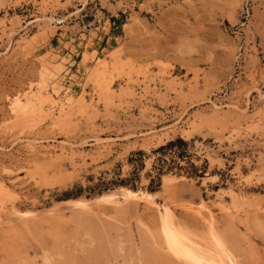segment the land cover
I'll use <instances>...</instances> for the list:
<instances>
[{
	"label": "rangeland",
	"instance_id": "374dc122",
	"mask_svg": "<svg viewBox=\"0 0 264 264\" xmlns=\"http://www.w3.org/2000/svg\"><path fill=\"white\" fill-rule=\"evenodd\" d=\"M0 264H264V0H0Z\"/></svg>",
	"mask_w": 264,
	"mask_h": 264
},
{
	"label": "trees",
	"instance_id": "16d2710c",
	"mask_svg": "<svg viewBox=\"0 0 264 264\" xmlns=\"http://www.w3.org/2000/svg\"><path fill=\"white\" fill-rule=\"evenodd\" d=\"M113 20L115 21L116 19L115 18H113ZM178 141H180V142H182V143H184V144H186V141H184L182 138H179V139H176V140H171V141H169V143L168 144H166V145H162L161 147H160V149H167V148H169V147H172L173 145H175ZM185 153H186V151H180L179 153H178V155L180 156V157H184L185 156ZM134 155L135 154H139V155H142V151H137V152H134L133 153ZM131 161L132 160H135V159H130ZM142 159H138V160H136V162H137V165L135 166V171L133 172V177L132 178H127V179H121L120 181H103L102 183H101V187H100V189H99V191H104V190H108V189H110L113 185H131V187H133V188H136L137 187V185L135 184V182H136V179H138L139 178V176H138V169L140 168V167H138V166H141V161ZM194 174H197V173H194ZM158 178H160V177H158ZM131 182V183H130ZM155 182V180L153 179L152 180V184ZM155 188L153 187L152 188V190H154Z\"/></svg>",
	"mask_w": 264,
	"mask_h": 264
},
{
	"label": "bare ground",
	"instance_id": "6f19581e",
	"mask_svg": "<svg viewBox=\"0 0 264 264\" xmlns=\"http://www.w3.org/2000/svg\"><path fill=\"white\" fill-rule=\"evenodd\" d=\"M28 103H31V100H30V102H28ZM29 105V104H28ZM28 105H25V106H23V105H21V104H18V111H20V112H27V110H29L31 107H29ZM31 106V105H30ZM34 106V105H33ZM36 108V106H34V111L36 110L35 109ZM32 109V108H31ZM30 109V110H31ZM115 197H116V194L115 193H111V194H108V195H106V196H103L102 197V199H104L105 201H112V200H114L115 199ZM88 203H87V201H85V200H83V201H79V205L81 206V207H85L86 205H87ZM212 240H214L213 238H211ZM218 246H219V248H220V244L219 243H217V242H215ZM183 246L185 247V251L187 252V253H193L192 251H194V252H197V253H199L200 254V256H202V255H205L204 253L205 252H203L202 250H201V248H198V247H196V245H194L193 244V241L190 239V237H188L187 236V238L185 239V242H184V244H183ZM222 252V251H221ZM219 254H221V253H219ZM203 258H205V257H203ZM46 260V259H45ZM48 261V260H47ZM46 261V262H47Z\"/></svg>",
	"mask_w": 264,
	"mask_h": 264
}]
</instances>
